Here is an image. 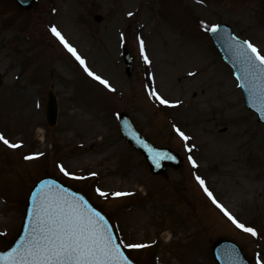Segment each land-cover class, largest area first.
Returning <instances> with one entry per match:
<instances>
[{
    "label": "rangeland",
    "instance_id": "1",
    "mask_svg": "<svg viewBox=\"0 0 264 264\" xmlns=\"http://www.w3.org/2000/svg\"><path fill=\"white\" fill-rule=\"evenodd\" d=\"M218 22L264 60V0H35L29 10L0 0V248L17 234L33 182L49 174L104 211L140 264H215L218 236L264 264V125L208 36ZM158 24L175 48L151 36ZM120 111L182 166L151 174L119 131Z\"/></svg>",
    "mask_w": 264,
    "mask_h": 264
},
{
    "label": "water",
    "instance_id": "2",
    "mask_svg": "<svg viewBox=\"0 0 264 264\" xmlns=\"http://www.w3.org/2000/svg\"><path fill=\"white\" fill-rule=\"evenodd\" d=\"M15 1L24 9L33 4V0ZM209 34L222 57L233 68L248 108L257 113L258 121L264 123V64L248 43L232 34L228 25L213 27ZM123 56L129 74L131 61L127 51L124 50ZM56 114L57 103L49 91L46 103L49 125L54 124ZM118 121L125 139L144 154L152 173L165 176L168 166L180 167L181 158L177 153L150 144L125 112L119 114ZM78 216L89 218L91 223L84 220L85 225H75L73 220ZM211 248L217 264H248L238 246L231 241L217 238L212 241ZM0 264L134 263L123 252L111 223L102 212L82 193L70 189L55 177H44L28 196L25 216L13 245L0 249Z\"/></svg>",
    "mask_w": 264,
    "mask_h": 264
},
{
    "label": "bare ground",
    "instance_id": "3",
    "mask_svg": "<svg viewBox=\"0 0 264 264\" xmlns=\"http://www.w3.org/2000/svg\"><path fill=\"white\" fill-rule=\"evenodd\" d=\"M60 14V12L59 11H57L56 12V15H59ZM154 30H156V31H159V34H160V36L161 37H159V41H163V39L166 41V43H167V46H168V48H170L171 46V49L172 48H175L176 47V42H175V38H174V36L173 35H171L170 34V32L169 31H166L165 29H164V27H163V25H161V24H158L156 27H155V29H153V31L151 32V36L153 35V34H155L156 32H154ZM65 35H66V33H65ZM66 37H68L67 35H66ZM149 46H150V44H149V39L148 38H144L143 39V47H144V49H145V51H146V54H147V57L149 58V60H150V65L152 66V67H154V61H155V55H154V57L150 54V52H149V50H150V48H149ZM163 50H164V52L165 53H170L171 51H167V49L166 48H162ZM157 59V58H156ZM165 69V68H164ZM163 69V70H164ZM162 70V71H163ZM161 71V72H162ZM192 71H194V70H192V69H190V70H186V72L184 73V72H182V71H180V72H178L177 73V76L179 77V79L181 78V79H184L185 77V74L187 75V74H189V73H191ZM152 72L154 73L155 72V69H154V71L152 70ZM183 77V78H182ZM157 81V80H156ZM40 132H41V130H40ZM87 160H89V159H87ZM91 160H93V159H91ZM232 176H234V179H236L237 180V176L235 175V174H233ZM231 195L232 196H234V193H233V191H232V193H231ZM224 203L226 204V205H228L225 201H224ZM228 206H230V205H228ZM231 207V206H230ZM138 214V213H137ZM167 234V233H166Z\"/></svg>",
    "mask_w": 264,
    "mask_h": 264
}]
</instances>
